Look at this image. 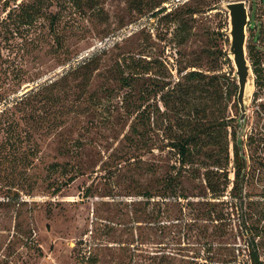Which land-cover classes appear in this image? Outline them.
<instances>
[{
	"label": "rangeland",
	"instance_id": "374dc122",
	"mask_svg": "<svg viewBox=\"0 0 264 264\" xmlns=\"http://www.w3.org/2000/svg\"><path fill=\"white\" fill-rule=\"evenodd\" d=\"M228 1L0 0V264H217L221 256L252 264L254 238L264 260L257 140L238 197L231 184L215 198L192 177L183 179L187 198L146 194L179 170L172 143L187 99L204 121L241 118ZM245 1L264 77V0ZM247 36L248 52L249 26ZM131 56L153 63L127 87L121 77L131 70L119 63ZM191 71L203 76L185 78ZM214 76L225 91L230 80L238 87L219 112ZM261 103L264 81L254 73L245 138L264 126ZM134 124L146 136L133 135ZM229 173L233 181V163Z\"/></svg>",
	"mask_w": 264,
	"mask_h": 264
},
{
	"label": "trees",
	"instance_id": "16d2710c",
	"mask_svg": "<svg viewBox=\"0 0 264 264\" xmlns=\"http://www.w3.org/2000/svg\"><path fill=\"white\" fill-rule=\"evenodd\" d=\"M164 11L165 9L163 8L162 11L156 13V16ZM255 26L256 23L251 19L249 22L250 39L248 40V52L252 64L251 66H253L256 75L257 84L261 86L264 81L261 68L262 62L257 57L259 48L252 42V39H256V34H254ZM130 58V62L125 59L123 63H119L121 69L131 70L129 75H123L121 77V81L124 86L127 87L131 86L133 80L150 74L152 69L148 66L153 63V61H142V59H136L132 56ZM229 60L232 61V59ZM132 65H136L139 70L133 69L131 67ZM153 74L160 76L157 72H153ZM202 76L203 73L199 71H191L185 78L193 80ZM230 82L232 88L229 86L227 91H225L218 77L214 76L210 78L209 83L213 90L211 92L217 105V112H219V110L222 111V109L218 108L220 107V103L223 104L224 100L232 102L237 95L235 93V90L238 88L237 83H235L234 80H230ZM191 92L193 93V91ZM166 93H168V91ZM188 93H190V89ZM187 101H189L187 104L190 105L191 110L183 114L185 118L180 125L182 132L177 138V141L172 143V146L177 150L180 157L179 170L167 177L164 187L163 183H161V186L158 188L159 191L157 190L158 193H146L147 197L154 198L155 196H160L163 198L168 195H178L187 198L182 185L183 179L187 177L202 181L204 186L211 191L215 198L227 191L231 184L232 194L236 197L240 196L243 191V186L251 174L249 171L251 156L249 157L247 154L248 147H251L254 140H257L259 146L264 144V126L245 138L243 132L244 127L241 129L240 119L237 125L232 124L233 118L226 116H216L212 120L204 121L199 108L193 107L194 99H187ZM164 102L169 108L170 103L168 99H165ZM260 107L262 108L260 111L264 115V103H261ZM132 133L135 136L144 137L146 136L145 133H147V130H145V133L139 132L138 126L134 124ZM133 135L130 137L132 141H134ZM148 142L147 139L146 144H148ZM231 163H233L234 167L233 181L229 173V166ZM73 178L74 177L71 176L70 180H73ZM206 204L208 207L206 211L209 218L213 223H219L224 217L220 215L217 209L218 203L209 200ZM248 246L251 263L264 264V260L259 252V243L256 242L255 238ZM216 262L217 264H229V260L222 256L218 258ZM163 264H171V262L170 260H164L163 257Z\"/></svg>",
	"mask_w": 264,
	"mask_h": 264
},
{
	"label": "water",
	"instance_id": "95a60500",
	"mask_svg": "<svg viewBox=\"0 0 264 264\" xmlns=\"http://www.w3.org/2000/svg\"><path fill=\"white\" fill-rule=\"evenodd\" d=\"M227 7L230 10L232 22V43L230 52L236 66L238 76L239 93L238 101L241 108V129L246 122V95L251 81L254 83V73L247 52V28L250 22L249 9L245 0H229Z\"/></svg>",
	"mask_w": 264,
	"mask_h": 264
},
{
	"label": "bare ground",
	"instance_id": "6f19581e",
	"mask_svg": "<svg viewBox=\"0 0 264 264\" xmlns=\"http://www.w3.org/2000/svg\"><path fill=\"white\" fill-rule=\"evenodd\" d=\"M251 83H252V81H251ZM250 83V86H252V84Z\"/></svg>",
	"mask_w": 264,
	"mask_h": 264
}]
</instances>
